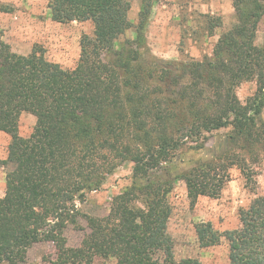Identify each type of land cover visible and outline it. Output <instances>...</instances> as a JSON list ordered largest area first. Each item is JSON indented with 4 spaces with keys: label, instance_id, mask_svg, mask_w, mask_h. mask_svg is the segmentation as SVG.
Instances as JSON below:
<instances>
[{
    "label": "trees",
    "instance_id": "trees-1",
    "mask_svg": "<svg viewBox=\"0 0 264 264\" xmlns=\"http://www.w3.org/2000/svg\"><path fill=\"white\" fill-rule=\"evenodd\" d=\"M145 2V1H144ZM237 23L223 33L212 58L164 62L143 38L151 0L144 3L135 39L128 0H48L54 22L92 21L76 68L63 69L40 49L29 55L0 41V131L12 136L6 193L0 199V264H27L40 242L58 249L49 264H201L177 260L168 226V198L182 179L194 204L217 198L229 169L252 174L250 158L264 150V45L256 44L264 0H232ZM256 81L242 102L237 88ZM23 113L36 117L29 138L18 135ZM229 129V151L174 176L185 148L201 149L209 136ZM131 163L133 184L117 195L106 217L86 216L89 233L77 248L64 231L80 214L76 201L98 191L107 177ZM240 228L219 233L196 226L201 248L229 243L230 264H264V197L240 210Z\"/></svg>",
    "mask_w": 264,
    "mask_h": 264
},
{
    "label": "rangeland",
    "instance_id": "rangeland-1",
    "mask_svg": "<svg viewBox=\"0 0 264 264\" xmlns=\"http://www.w3.org/2000/svg\"><path fill=\"white\" fill-rule=\"evenodd\" d=\"M128 14L133 28L118 42L137 37L143 5L147 0H128ZM145 1V2H144ZM152 6L146 17L143 38L147 51L142 54L164 62L204 60L213 57L220 36L237 23L232 0H151ZM48 0H0V41L10 45L13 52L29 55L36 48L45 57L63 69L73 70L79 63L83 35L93 36L92 21L61 24L54 22ZM147 4V3H146ZM256 44L264 45V18L259 24ZM257 82L240 85L236 92L242 102L252 98ZM260 120L264 121V107ZM36 126V117L23 113L19 120L18 135L29 138ZM229 129L212 133L201 149H183L176 157L170 171L180 176L201 163L219 159L229 151ZM12 136L0 131V160L8 157ZM250 158L252 174L243 173L237 166L229 169V180L217 198L201 196L192 204L186 184L175 181L168 201L172 208L168 231L174 239L177 260L195 258L201 264H230L229 243L223 238L219 245L200 248L196 226L202 222L212 223L219 233L240 228V210L247 208L254 199L264 197V150ZM131 163L123 164L109 175L98 191L86 194L84 201H76L79 215L76 224H69L64 231L67 247H80L89 233L86 216L106 217L113 199L133 184ZM8 168H0V199L6 193ZM58 249L52 242L35 244L28 252L27 264H49L55 260ZM94 264H117L113 258H97Z\"/></svg>",
    "mask_w": 264,
    "mask_h": 264
},
{
    "label": "crops",
    "instance_id": "crops-1",
    "mask_svg": "<svg viewBox=\"0 0 264 264\" xmlns=\"http://www.w3.org/2000/svg\"><path fill=\"white\" fill-rule=\"evenodd\" d=\"M199 247H200V245H199ZM201 248V247H200Z\"/></svg>",
    "mask_w": 264,
    "mask_h": 264
}]
</instances>
